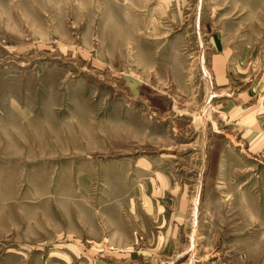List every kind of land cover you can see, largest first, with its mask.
I'll use <instances>...</instances> for the list:
<instances>
[{
	"label": "rangeland",
	"instance_id": "374dc122",
	"mask_svg": "<svg viewBox=\"0 0 264 264\" xmlns=\"http://www.w3.org/2000/svg\"><path fill=\"white\" fill-rule=\"evenodd\" d=\"M258 120L264 0H0V264H264Z\"/></svg>",
	"mask_w": 264,
	"mask_h": 264
},
{
	"label": "crops",
	"instance_id": "0c3cea01",
	"mask_svg": "<svg viewBox=\"0 0 264 264\" xmlns=\"http://www.w3.org/2000/svg\"><path fill=\"white\" fill-rule=\"evenodd\" d=\"M218 57H221L222 59H220L221 60V63H220V71L219 72H216L215 71V69H214V65L212 66V69L215 71V74H216V77H218V76H220L221 78H223V74H225V71H224V69H225V66H226V60L224 59V57H223V55L221 56V55H219ZM214 64V63H213ZM248 98V97H247ZM262 123H263V121H257V127H258V130H260V132L261 133H264V127H262L263 125H262ZM151 203H152V201H151ZM156 203V206H155V204L153 203L152 204V211H154L153 212V214L154 215H156L155 216V218L157 217V219L158 218H160V216H159V214L157 213V211H156V208L158 209V207H161V205H160V203H159V201H157V202H155ZM160 220V219H159ZM160 227H162V226H160ZM157 235H158V237H160L161 235L163 236V237H166L167 235H166V232H164L163 230H159V231H157Z\"/></svg>",
	"mask_w": 264,
	"mask_h": 264
}]
</instances>
